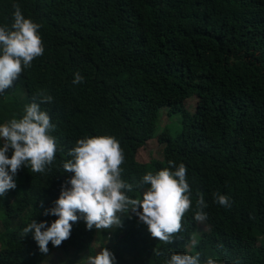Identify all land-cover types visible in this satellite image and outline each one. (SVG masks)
Returning a JSON list of instances; mask_svg holds the SVG:
<instances>
[{
  "label": "trees",
  "instance_id": "16d2710c",
  "mask_svg": "<svg viewBox=\"0 0 264 264\" xmlns=\"http://www.w3.org/2000/svg\"><path fill=\"white\" fill-rule=\"evenodd\" d=\"M14 4L42 25L45 51L0 93V125L21 119L46 90L54 103L41 110L62 151L45 174L21 168L16 189L0 198V264L44 260L33 234L22 230L32 220L50 226L58 219L43 213L73 175L62 167L68 151L79 139L105 135L123 149L130 197L142 198L135 184L144 174L167 167L137 161L156 136L166 156L185 165L192 190L183 230L170 245L122 219L114 233L124 236L126 252L112 248L117 264H164L173 251L198 253L202 264H264V0H0V26H11ZM76 71L84 83L73 85ZM163 109L176 123L157 135ZM198 192L211 231L188 250ZM216 192L230 198V208L214 202ZM95 236L81 219L58 248L92 254Z\"/></svg>",
  "mask_w": 264,
  "mask_h": 264
},
{
  "label": "clouds",
  "instance_id": "9594fccd",
  "mask_svg": "<svg viewBox=\"0 0 264 264\" xmlns=\"http://www.w3.org/2000/svg\"><path fill=\"white\" fill-rule=\"evenodd\" d=\"M11 26H0V93L11 88L25 69L44 54L43 40L39 34L41 24L25 18L18 4H14ZM85 82L79 71L74 73L73 85ZM34 102L27 105L21 119H11L0 125V198L17 187L15 177L21 168L32 173L50 171L57 151H62L50 133L55 130L51 116L41 110L42 104L54 103L46 90L38 91ZM11 151V158L8 153ZM71 159L63 162L64 172L73 175L61 186L54 207L45 209L43 215L58 217L49 224L32 220L23 228V236L33 234L41 253L47 254L48 245L61 246L71 236L73 224L81 219L87 230H112L123 226L122 217L135 214L147 225L151 237L164 244H172L183 230L182 219L192 206V190L187 181V168L168 161L169 167L153 173L148 171L135 184L142 198L128 195L133 184L122 178L125 156L120 142L114 136L85 137L76 141L67 153ZM174 169V170H173ZM195 221L208 219L203 209L208 205L203 194L197 193ZM215 203L230 208L231 200L219 192L213 193ZM43 207V204H41ZM131 218V216H129ZM79 264H117L116 257L107 247L95 255H88ZM164 264H202L200 256L171 252ZM203 264H216L212 258ZM239 264V262H234Z\"/></svg>",
  "mask_w": 264,
  "mask_h": 264
},
{
  "label": "rangeland",
  "instance_id": "374dc122",
  "mask_svg": "<svg viewBox=\"0 0 264 264\" xmlns=\"http://www.w3.org/2000/svg\"><path fill=\"white\" fill-rule=\"evenodd\" d=\"M185 108L189 112H192L195 108V101L191 100V101L186 102ZM174 123H176V119H172V118L170 119L166 117L165 110L164 109L161 110L160 118L157 123V127H158L157 135H159V133L162 132L163 128L166 125L168 126ZM136 158H137V161L141 164H148L152 160H155V161L164 162L167 167H169L168 161L174 162V159L172 157H168L164 153V146L159 144L157 136L153 138L152 140H150L144 149L137 152ZM129 216H131L130 219H133L140 224H144L143 222L139 221L138 217L135 216V214L129 213ZM129 216H123L122 219L126 220L129 218ZM145 226L147 227V225ZM1 230L2 229L0 225V231ZM115 230L114 229L102 230V231L96 230L95 241L92 244V254H89L88 252H85L82 254L81 253L67 254L61 251L60 248L53 247L52 245L49 244L48 245L49 251L47 254H45L44 260L40 264H79V262L82 259L86 258L88 255H95L103 247H107L110 251H112V248L116 246V249L118 251L126 252V249L124 247V239H123L124 236H122L121 234L119 239H115V233H114ZM210 231H211L210 226L207 225L205 222L198 223L195 229V234L191 238V243L187 245L186 248L190 250L191 246L195 242L199 241L204 234H208ZM105 233L107 235H105ZM1 248H2V243H0V249Z\"/></svg>",
  "mask_w": 264,
  "mask_h": 264
}]
</instances>
